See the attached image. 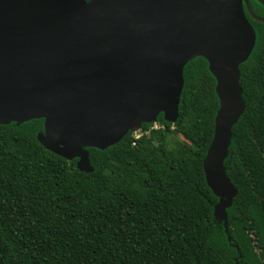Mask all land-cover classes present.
Wrapping results in <instances>:
<instances>
[{"label": "trees", "instance_id": "obj_1", "mask_svg": "<svg viewBox=\"0 0 264 264\" xmlns=\"http://www.w3.org/2000/svg\"><path fill=\"white\" fill-rule=\"evenodd\" d=\"M250 22L256 43L239 68L246 107L224 162L237 191L230 243L203 175L218 100L197 58L184 68L176 123L159 116L158 129L143 124L138 136L88 149L90 174L37 142L42 120L0 126V264H264V24Z\"/></svg>", "mask_w": 264, "mask_h": 264}, {"label": "water", "instance_id": "obj_2", "mask_svg": "<svg viewBox=\"0 0 264 264\" xmlns=\"http://www.w3.org/2000/svg\"><path fill=\"white\" fill-rule=\"evenodd\" d=\"M246 13L261 21L249 0H0V126L42 120L37 142L90 174L88 149L113 147L159 116L176 123L184 68L204 59L218 109L202 169L230 243L237 191L224 162L246 107L239 68L256 43Z\"/></svg>", "mask_w": 264, "mask_h": 264}, {"label": "flooded vegetation", "instance_id": "obj_3", "mask_svg": "<svg viewBox=\"0 0 264 264\" xmlns=\"http://www.w3.org/2000/svg\"><path fill=\"white\" fill-rule=\"evenodd\" d=\"M249 4H250V9H251V11H252V7H251L252 3L250 2V0H249ZM252 13H253V11H252ZM246 15H247V18H248L249 22H250V21H254V22H260V23H263V22H261V21H264V19H262V18L256 16L254 13H253V15H254L255 17H257L258 19H261V21H256V20H254L253 18H251V17L248 15V13H246ZM250 23H251V22H250ZM263 24H264V23H263ZM152 128H153V129H158V128H160V124L157 122V124L152 125Z\"/></svg>", "mask_w": 264, "mask_h": 264}, {"label": "rangeland", "instance_id": "obj_4", "mask_svg": "<svg viewBox=\"0 0 264 264\" xmlns=\"http://www.w3.org/2000/svg\"><path fill=\"white\" fill-rule=\"evenodd\" d=\"M139 134H136L135 136H138ZM176 139L180 140L182 139L181 137L177 136Z\"/></svg>", "mask_w": 264, "mask_h": 264}]
</instances>
